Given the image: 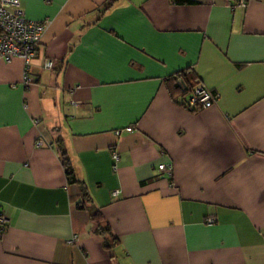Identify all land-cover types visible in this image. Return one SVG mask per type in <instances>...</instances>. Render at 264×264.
<instances>
[{"label":"crops","instance_id":"obj_1","mask_svg":"<svg viewBox=\"0 0 264 264\" xmlns=\"http://www.w3.org/2000/svg\"><path fill=\"white\" fill-rule=\"evenodd\" d=\"M17 1L47 25L30 86L0 61V264H264V0ZM187 71L212 107L170 98Z\"/></svg>","mask_w":264,"mask_h":264},{"label":"built area","instance_id":"obj_2","mask_svg":"<svg viewBox=\"0 0 264 264\" xmlns=\"http://www.w3.org/2000/svg\"><path fill=\"white\" fill-rule=\"evenodd\" d=\"M49 0H45L48 2ZM249 0H224L230 9H243ZM46 20H29L25 17L24 12L20 9L17 0H0V61H8L12 58H19L22 61V75L21 85L28 87L32 84V79L28 75L29 66L32 60L37 57L38 47L41 36L46 28ZM42 68L44 70L51 69V61H42ZM188 73L185 72V74ZM184 74H176L175 79L185 90L187 97L183 99V106L190 111H201L212 107L217 95L208 91L198 83L186 84L182 77ZM38 121H34L37 125ZM125 131L129 132L127 128ZM117 134V132H115ZM42 144L41 140H37L34 144L38 147ZM113 159H116L115 154H112ZM157 171L167 172L171 171L170 165L159 164L156 166ZM118 195L117 191H113L111 196L114 198ZM205 224L213 223L212 218H206ZM6 218L3 211L0 209V238L5 230ZM75 237L73 236L68 243H73Z\"/></svg>","mask_w":264,"mask_h":264},{"label":"trees","instance_id":"obj_3","mask_svg":"<svg viewBox=\"0 0 264 264\" xmlns=\"http://www.w3.org/2000/svg\"><path fill=\"white\" fill-rule=\"evenodd\" d=\"M113 1H115V0H109L108 5L110 3H112ZM170 1L173 2V3H179V4L180 3H182V4L183 3H191L190 1H187V0H170ZM184 75H185V77L188 78L190 73L188 72V73H186ZM165 82H166V86H167L170 98H172V100H174V102L177 103L178 105H180L181 107H184L183 106V100H184L183 98H184L185 90H183L181 88V86L179 85V83L177 82L175 77L174 78H168L167 80H165ZM174 95H177V96L180 95L181 96L178 102L176 101L177 98L174 97ZM191 112H193V111H191ZM55 147H56L57 154L59 155L61 166L63 168V174L65 176V179H66L67 183L68 184H77V185H79L80 191H81L80 192L81 193V197L84 200L82 203L89 202V199H88V197H87V195L85 193L83 185L75 178V176L73 174L72 168L70 167V164H69L68 159L66 157L65 150H64L61 142L60 141L59 142L56 141ZM77 208L78 209H83L84 207L82 205H80V206H77ZM89 219L94 224L95 233L103 237V239H104V245L103 246L107 247L109 241L110 242L113 241V237H112V235L110 233V230H109L107 224L104 222L101 214L97 210H91L89 212Z\"/></svg>","mask_w":264,"mask_h":264},{"label":"rangeland","instance_id":"obj_4","mask_svg":"<svg viewBox=\"0 0 264 264\" xmlns=\"http://www.w3.org/2000/svg\"><path fill=\"white\" fill-rule=\"evenodd\" d=\"M185 97H187V95Z\"/></svg>","mask_w":264,"mask_h":264}]
</instances>
